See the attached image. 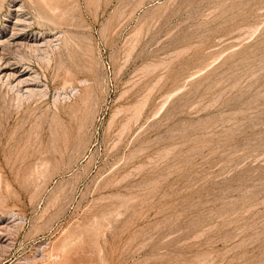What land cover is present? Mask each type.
Returning a JSON list of instances; mask_svg holds the SVG:
<instances>
[{"label":"rangeland","instance_id":"rangeland-1","mask_svg":"<svg viewBox=\"0 0 264 264\" xmlns=\"http://www.w3.org/2000/svg\"><path fill=\"white\" fill-rule=\"evenodd\" d=\"M1 6L0 264H264V0Z\"/></svg>","mask_w":264,"mask_h":264},{"label":"bare ground","instance_id":"bare-ground-1","mask_svg":"<svg viewBox=\"0 0 264 264\" xmlns=\"http://www.w3.org/2000/svg\"><path fill=\"white\" fill-rule=\"evenodd\" d=\"M2 1V0H1ZM45 1V0H44ZM2 3V2H1ZM58 5V4H57ZM54 7H55V5H54ZM1 8H2V6L0 7V10H1ZM16 10V9H15ZM18 11H19V9H17ZM16 10V11H17ZM11 11V10H10ZM8 13V12H7ZM17 13V12H16ZM45 14V13H44ZM58 14V13H57ZM7 15H9V14H7ZM62 15V14H61ZM60 15V16H61ZM51 16H52V14H51ZM59 16V17H60ZM41 18V17H40ZM55 18V17H54ZM58 18V17H57ZM22 20V19H21ZM20 19H19V17H17V20H16V23L15 24H21L22 23V21H21ZM14 24V26H16ZM24 25V24H23ZM12 29V28H11ZM15 30V29H14ZM13 30V31H14ZM24 30V29H23ZM22 31V30H21ZM17 32H13V36L16 34ZM22 33V32H21ZM13 36H11L12 38H15V37H13ZM10 37V38H11ZM9 38V37H8ZM9 38V39H10ZM17 38V37H16ZM15 38V39H16ZM9 39H5V37L4 36H0V51L2 52V54H3V51H2V47L4 46V48H5V45H15V44H13V43H11V42H9L10 40ZM46 42V41H45ZM16 44H18V43H16ZM32 46V45H31ZM30 46V47H31ZM33 46H34V44H33ZM35 46H37V45H35ZM34 46V47H35ZM29 47V48H30ZM28 48V47H27ZM6 49V48H5ZM6 51V50H5ZM1 52H0V55H1ZM34 52H35V50H34ZM16 55V54H15ZM1 59V58H0ZM9 62H11V61H9ZM3 68H8V63H5V66L3 67ZM27 71V70H26ZM5 77H11V75H7V74H5L4 75ZM17 76V75H16ZM20 77L17 79V85L18 84H20V85H22V86H24L25 88H26V92H28V93H30V94H33V96H34V92L36 93V89H34V88H32V84L31 83H29V81H31L32 79H31V77L30 76H27L26 78H25V76H24V78L21 76V75H19ZM195 75H193V76H191L190 78H189V80H192V79H194L195 77H194ZM33 80H34V78H33ZM36 81V80H35ZM16 82V81H15ZM12 84V83H11ZM66 84V83H65ZM2 85V84H1ZM4 85V84H3ZM9 85V84H8ZM13 85V84H12ZM11 85V86H12ZM3 87V86H2ZM18 87V86H17ZM6 88H8V86H6ZM11 88V87H10ZM10 88H9V90H10ZM14 89V88H13ZM22 89V88H21ZM24 90V89H23ZM22 91V90H21ZM25 91V90H24ZM73 91H75V90H73ZM18 94V93H17ZM39 94V93H38ZM37 94V95H38ZM45 96V95H44ZM17 97V96H16ZM37 97H39V95L37 96ZM21 98V97H20ZM24 98V97H23ZM22 98V99H23ZM27 98H30V95H29V97H27ZM25 99V98H24ZM17 100V99H16ZM18 100H19V98H18ZM29 100V99H28ZM27 102V101H26ZM21 105V104H20ZM2 217V216H1ZM8 232H9V227H8V225L7 224H0V250H2V249H5L7 246H8V244H7V242H8V240H9V237H8ZM51 249V248H50ZM57 253V252H56ZM55 253V254H56ZM2 254V253H1ZM55 259V258H54ZM57 259V258H56ZM53 262V261H52ZM54 263V262H53Z\"/></svg>","mask_w":264,"mask_h":264},{"label":"built area","instance_id":"built-area-1","mask_svg":"<svg viewBox=\"0 0 264 264\" xmlns=\"http://www.w3.org/2000/svg\"><path fill=\"white\" fill-rule=\"evenodd\" d=\"M107 66H108V68H110V67H109V64H107Z\"/></svg>","mask_w":264,"mask_h":264}]
</instances>
